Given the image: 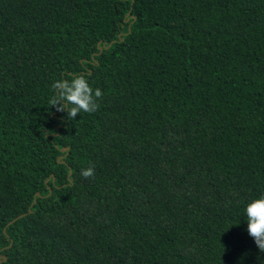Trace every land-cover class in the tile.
<instances>
[{
    "label": "trees",
    "instance_id": "obj_1",
    "mask_svg": "<svg viewBox=\"0 0 264 264\" xmlns=\"http://www.w3.org/2000/svg\"><path fill=\"white\" fill-rule=\"evenodd\" d=\"M261 195L264 0H0V264H264Z\"/></svg>",
    "mask_w": 264,
    "mask_h": 264
},
{
    "label": "clouds",
    "instance_id": "obj_2",
    "mask_svg": "<svg viewBox=\"0 0 264 264\" xmlns=\"http://www.w3.org/2000/svg\"><path fill=\"white\" fill-rule=\"evenodd\" d=\"M52 96L50 108L56 112L66 113L67 120L72 121L81 113H94L98 110L97 101L102 98L101 89H93L83 74H74L70 78L60 79L51 85ZM84 179L94 178V167L81 169ZM247 234L253 239L260 253H264V195L252 199L244 208Z\"/></svg>",
    "mask_w": 264,
    "mask_h": 264
},
{
    "label": "water",
    "instance_id": "obj_3",
    "mask_svg": "<svg viewBox=\"0 0 264 264\" xmlns=\"http://www.w3.org/2000/svg\"><path fill=\"white\" fill-rule=\"evenodd\" d=\"M121 36V35H120ZM112 45V43L108 46V47H110ZM100 49H101V47H100ZM69 150V148H66V149H64L63 151H68ZM40 196V194L39 193H37L36 194V197H39ZM35 202H36V199H35ZM31 212V211H30ZM22 216H24V215H21L20 217H22ZM20 217H18L17 219H19ZM17 219H15V220H13L12 222H10L8 225H11V224H13ZM3 260H6V257H1Z\"/></svg>",
    "mask_w": 264,
    "mask_h": 264
}]
</instances>
